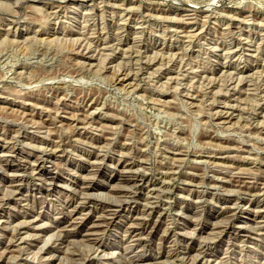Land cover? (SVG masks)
<instances>
[{"label":"rangeland","instance_id":"rangeland-1","mask_svg":"<svg viewBox=\"0 0 264 264\" xmlns=\"http://www.w3.org/2000/svg\"><path fill=\"white\" fill-rule=\"evenodd\" d=\"M0 42V256L49 230L0 264H264V0H0Z\"/></svg>","mask_w":264,"mask_h":264},{"label":"bare ground","instance_id":"bare-ground-1","mask_svg":"<svg viewBox=\"0 0 264 264\" xmlns=\"http://www.w3.org/2000/svg\"><path fill=\"white\" fill-rule=\"evenodd\" d=\"M113 4V3H112ZM111 4V5H112ZM117 5H119V4H117ZM138 5V4H137ZM119 7V6H118ZM132 7H134V6H132ZM100 8V7H99ZM126 8V7H125ZM163 10V9H162ZM123 13V12H122ZM196 13V12H195ZM150 15V14H149ZM193 15V14H192ZM17 16V15H16ZM14 17V16H13ZM121 17V16H120ZM127 17V16H126ZM125 17V18H126ZM187 17V16H186ZM195 17V16H194ZM200 19V18H199ZM198 24V23H197ZM191 30V29H190ZM8 31V30H7ZM183 32V31H182ZM194 33V32H193ZM190 34V33H189ZM186 35V34H185ZM191 35V34H190ZM194 35V34H193ZM193 35H191V36H193ZM6 37V36H5ZM82 38H84V37H82ZM134 38V37H133ZM101 39V38H100ZM190 39V38H189ZM79 41V40H78ZM83 41V40H82ZM21 42V41H20ZM77 42V41H76ZM101 42V41H100ZM105 42V41H104ZM115 42V41H114ZM0 43H2V42H0ZM240 45V44H239ZM83 46V45H82ZM88 46V45H87ZM92 46V45H91ZM237 46V45H236ZM81 47V46H80ZM85 47H86V45H85ZM102 47H104V46H102ZM118 47V46H117ZM90 48V47H89ZM109 48V47H108ZM111 48V47H110ZM120 48V47H119ZM130 48V47H129ZM87 49V48H86ZM95 49V48H94ZM100 49V48H99ZM113 49V48H112ZM117 49V48H116ZM140 49V48H139ZM236 49V48H235ZM77 50V49H76ZM95 50H97V49H95ZM121 50V49H120ZM138 50V49H137ZM233 50V49H232ZM257 50V49H256ZM172 51V50H171ZM118 52H120V51H118ZM144 52V51H143ZM230 52V51H229ZM228 52V53H229ZM83 53V52H82ZM90 53V52H89ZM110 53V52H109ZM114 54V53H113ZM137 54V53H136ZM258 54V53H257ZM90 55V54H89ZM99 55H101V54H99ZM115 55V54H114ZM118 55V54H117ZM121 55H123V54H121ZM133 55H135V54H133ZM86 56V55H85ZM94 56V55H93ZM107 56V55H106ZM117 57V56H116ZM179 57V56H178ZM183 57V56H182ZM224 57V56H223ZM222 57V58H223ZM123 58V57H122ZM135 59V58H134ZM110 60V59H109ZM138 60V59H137ZM175 60V59H174ZM178 60H180V59H178ZM183 60V59H182ZM151 61V60H150ZM167 61V60H166ZM130 62V61H129ZM181 62V61H180ZM128 63V62H127ZM159 64V63H158ZM157 64V65H158ZM166 64H167V62H166ZM91 65V64H90ZM111 65V64H110ZM164 65V64H163ZM162 65V66H163ZM185 65V64H184ZM130 67V66H129ZM156 67H158V66H156ZM133 68V67H132ZM177 68V67H176ZM154 69V68H153ZM184 69V68H183ZM183 69H181V70H183ZM192 69V68H191ZM190 70V69H189ZM192 70H194V69H192ZM177 71V70H176ZM188 71V70H187ZM146 72H147V70H146ZM163 72V71H162ZM223 72V71H222ZM240 72V71H239ZM132 73V72H131ZM180 73V72H179ZM187 73V72H186ZM185 73V74H186ZM197 73V72H196ZM236 73V72H235ZM130 74V73H129ZM133 75V74H132ZM127 76V75H126ZM161 76V75H160ZM191 76V75H190ZM134 78V77H133ZM168 78H170V77H168ZM233 78V77H232ZM117 79H119V78H117ZM176 79V78H175ZM122 80H126V78H124L123 77V79ZM170 81V80H169ZM205 81V80H204ZM207 81V80H206ZM231 81V80H230ZM211 81L209 80V83H210ZM129 83H131V82H129ZM217 83V82H216ZM205 84V83H204ZM205 87H206V85H205ZM229 87V86H228ZM209 92V91H208ZM215 94H217V93H214L213 95H215ZM56 95V94H55ZM196 98V97H195ZM218 105V104H217ZM37 106V105H36ZM226 106V105H225ZM224 107V106H223ZM232 108V107H231ZM94 109V108H93ZM96 109V108H95ZM236 109V108H235ZM240 110V109H239ZM244 110V109H243ZM45 111V110H44ZM217 111V110H216ZM225 111V110H224ZM84 112H86V111H84ZM243 112V111H242ZM258 112V111H257ZM219 113V112H218ZM30 115V114H29ZM226 115V114H225ZM234 115V114H233ZM236 115V114H235ZM261 115V114H260ZM72 116V115H71ZM74 116V115H73ZM78 116V115H77ZM84 116V115H83ZM90 116V115H89ZM31 117V116H30ZM87 117V116H86ZM229 117V116H228ZM241 117V116H240ZM73 118V117H72ZM82 119V118H81ZM213 119V118H212ZM262 120V119H261ZM31 122V121H30ZM24 123V122H23ZM26 123V122H25ZM29 123V122H28ZM33 123V122H32ZM216 123V122H215ZM214 123V124H215ZM262 123H263V121H262ZM30 124V123H29ZM82 124V123H81ZM27 125V124H26ZM34 125V124H33ZM32 125V126H33ZM36 125V124H35ZM83 126V125H82ZM85 126V125H84ZM34 127V126H33ZM261 127V126H260ZM260 127H259V129H260ZM38 128V127H37ZM45 128V127H44ZM84 129V128H83ZM37 131V130H36ZM263 131H264V129H263ZM262 131V132H263ZM52 132V131H51ZM53 133V132H52ZM17 134V133H16ZM14 136H15V134H14ZM11 139V138H10ZM52 139V138H51ZM99 139V138H98ZM17 140V139H16ZM24 141V140H23ZM30 142V141H29ZM33 143V142H32ZM23 144V143H22ZM222 144V143H221ZM24 145V144H23ZM100 145V144H99ZM220 146V145H219ZM222 147V146H221ZM49 148V147H48ZM60 148V147H59ZM233 149V148H232ZM50 150V149H49ZM49 150H48V152H49ZM16 151V150H15ZM175 152V151H174ZM173 153V152H172ZM2 154V153H1ZM22 155V154H21ZM14 156V155H13ZM222 156V155H221ZM175 157V156H174ZM218 157V156H217ZM172 159V158H171ZM228 159V158H227ZM21 160V159H20ZM175 160V159H174ZM179 160V159H178ZM204 160V159H203ZM205 160H207V159H205ZM34 161V160H33ZM131 161V160H130ZM198 161V160H197ZM200 161V160H199ZM198 161V162H199ZM208 161V160H207ZM219 162V161H218ZM217 162V163H218ZM104 163V162H103ZM172 163V162H171ZM175 163V162H174ZM173 163V164H174ZM209 163V162H208ZM213 163V162H212ZM220 163V162H219ZM32 164V163H31ZM54 164H56V163H54ZM93 164V163H92ZM199 164V163H198ZM41 165V164H40ZM97 165V164H96ZM178 165V164H177ZM37 166H39V164H37ZM197 166V165H196ZM16 168H21V169H23V168H25V166L23 165V164H18V165H16V166H13V167H11V170L12 171H17L18 169H16ZM27 169V168H26ZM35 169H37V168H35ZM39 169V168H38ZM4 170V169H3ZM10 170V171H11ZM168 171H170V170H168ZM172 171V170H171ZM22 172V171H21ZM9 173V172H8ZM13 173H15V172H13ZM238 173H240V172H238ZM242 173V172H241ZM12 174V173H11ZM20 174V173H19ZM27 175V174H26ZM46 175V174H45ZM125 175V174H124ZM191 175V174H190ZM10 176H13V177H11V178H14V179H16V175H10ZM92 176H93V174H92ZM244 176V175H243ZM260 176V175H259ZM57 179H59L58 178V176H55V175H50V174H48L47 173V180L49 181H47L48 182V184L49 185H47V186H52V184L54 183V181H56ZM142 179V178H141ZM213 179V178H212ZM18 180V179H17ZM84 180V179H83ZM159 180V179H158ZM238 180V179H237ZM89 181H90V179H89ZM12 182H16L15 180H13L12 179V181H11V183ZM137 182V181H136ZM251 182V181H250ZM133 183V182H132ZM68 184V183H67ZM239 184V183H238ZM254 184V183H253ZM10 185V184H9ZM78 185V184H77ZM83 185V184H82ZM119 185V184H118ZM131 185V184H130ZM209 185V184H208ZM233 185H235V184H233ZM61 186H63V185H61ZM65 186V185H64ZM19 187V186H18ZM82 187V186H81ZM88 187V186H87ZM124 187H126V186H124ZM11 188L13 189L14 188V186H11ZM67 188V187H66ZM82 188H84V187H82ZM137 188V187H136ZM15 189H16V191H18L17 190V187H15ZM19 189V188H18ZM81 189V188H80ZM122 189V188H121ZM156 189V188H155ZM153 190V189H152ZM188 190V189H187ZM78 191H79V189H78ZM81 191V190H80ZM85 191H87L88 192V189H85ZM155 191V190H154ZM13 193L15 192V191H12ZM21 192V191H20ZM150 192V191H149ZM164 192V191H163ZM237 192V191H236ZM91 193V192H90ZM127 194H130V193H128V192H126ZM79 194V193H78ZM86 194H88V193H86ZM85 193L83 194V195H86ZM95 194V193H94ZM123 195L125 194V193H122ZM137 194V193H136ZM155 194H156V192H155ZM202 194V193H201ZM42 195V194H41ZM98 195V194H97ZM101 195V194H100ZM111 195V194H110ZM4 196V195H3ZM99 196V195H98ZM119 196V195H118ZM122 196V195H121ZM2 197V196H1ZM0 197V199H1V201L3 202V203H7V201H9V199H10V196H4V197H2L1 198ZM16 197V196H15ZM19 197V196H18ZM22 197V196H21ZM21 197L19 198V199H21ZM97 197V196H96ZM102 197V196H101ZM145 197V196H144ZM243 197V196H242ZM115 199H116V197H114ZM134 198V197H133ZM83 199H84V197H83ZM118 200V199H117ZM85 201V200H84ZM83 201V202H84ZM87 202H89V198L86 200ZM155 201V200H154ZM80 202H81V200H80ZM153 203H155V202H153ZM158 203V202H157ZM79 204V203H78ZM80 205V204H79ZM151 205V204H150ZM16 206V205H15ZM32 206V205H31ZM50 206V205H49ZM83 206H84V204H83ZM153 206V205H152ZM13 207H14V205H13ZM65 207L67 208H70L71 206H69L68 204H66L65 205ZM16 209V208H15ZM60 209H62V208H60ZM142 209H144V208H142ZM197 209V208H196ZM80 208H78L77 206L76 207H74L71 211H67V219H68V226H66V228L67 227H71V228H79V229H82L83 230V232L85 233V235L86 236H89V235H96V234H99V232L101 231L102 232V230L103 229H105L106 227H108L109 226V224H110V222L115 218V215H116V213H117V209L115 210L114 208H112V209H110V210H108V211H105V213L103 214V213H101V214H99L97 217H95L96 218V220L95 221H93L92 222V224L90 225V226H86V223H87V221L88 220H90L89 218H87V214H85V215H83V214H81V215H79V213H78V211L80 212ZM225 210V209H224ZM36 211V210H35ZM174 212H176V211H174ZM84 213V212H83ZM100 213V212H99ZM140 213H142V212H140ZM36 214V213H35ZM139 214V213H138ZM142 214H145L144 212L142 213ZM146 214H148V213H146ZM158 214H160V213H158ZM79 215V216H78ZM137 215V214H136ZM29 216V215H28ZM27 216V217H28ZM82 216V217H81ZM138 216V215H137ZM140 216V215H139ZM138 216V217H139ZM143 216V215H142ZM166 216V215H165ZM192 216V215H191ZM26 217V216H25ZM34 217V216H33ZM136 218V217H134V218H131V222H129L130 223V225H129V227L128 228H131L132 227V225L133 226H135L134 225V223H136V224H140L141 226H143L142 228H141V233H139V235L140 234H150L151 233V231L154 229V227H155V224L154 223H152V222H149V221H146L145 220V218ZM157 217H159V216H157ZM24 218V217H23ZM29 218V217H28ZM87 218V219H86ZM259 218H261L263 221L262 222H264V215L263 216H259ZM18 219V218H17ZM27 219V218H26ZM34 219V218H33ZM190 219H192V218H190ZM28 220V219H27ZM35 220V219H34ZM34 220H32V218H31V220L29 221V222H25V221H23L22 222V220H21V222L20 221H18L19 223H17L18 224V228H20L22 231H23V229L25 230V229H31V230H33V231H35V232H37V234H41V233H44V232H47V231H49L48 229H46L44 226H41V224L40 225H37L36 224V222L34 221ZM4 222V221H3ZM132 223V224H131ZM246 223V222H245ZM256 223V222H255ZM7 224V223H6ZM47 224V223H46ZM90 224V223H89ZM194 224V223H193ZM43 225H45V223L43 224ZM242 225V224H241ZM264 225V224H263ZM113 226V225H112ZM127 226V225H126ZM139 226V225H138ZM237 227V226H236ZM256 227V226H255ZM1 228V227H0ZM10 228V227H9ZM55 228H57V227H55ZM65 228V226H64V228H61V229H59V228H57V229H59V230H56L57 232H58V235H57V232H56V236H51V239L50 240H53L52 242H53V246H49V247H45V246H43V247H39L38 245H40L42 242H43V240L40 238V236L39 235H37V236H34V237H32L33 239H31L29 242H30V246H32V247H38V249L37 250H39V254H40V256L42 257V258H45V257H47V256H49L51 253H52V251L53 250H55V251H58V248H57V246H59V245H61V244H64V243H66V240H68L67 238L69 237V235L70 234H72L71 233V231L72 230H67ZM225 228V227H224ZM11 229V228H10ZM9 230V229H8ZM12 230V229H11ZM21 230H19L18 231V233H16L15 235H14V233H13V231H12V233H13V236H12V239L11 240H9L8 242H7V244L5 245V247H4V250L2 251V253H1V256H0V262L1 261H4V259H6L7 257H8V255H10L13 251H15V250H13L12 248H14V247H17V248H19V246L21 247V245L22 244H24L25 243V238H23V234L22 233H20V231ZM130 230V229H129ZM26 231V230H25ZM54 232V231H53ZM73 232V231H72ZM253 232V231H252ZM135 233V232H134ZM21 234H22V236H21ZM24 234H26V233H24ZM30 234V233H29ZM83 234V233H82ZM126 234V233H125ZM191 234V233H190ZM12 235V234H11ZM33 235V234H32ZM48 235H50L49 233H48ZM136 235V234H135ZM25 236H27V234L25 235ZM119 236V235H118ZM138 236V235H137ZM142 236V235H141ZM174 236V235H173ZM200 236V235H199ZM263 236V235H262ZM124 237V236H123ZM143 237V236H142ZM83 238V237H82ZM135 238H137V237H135ZM256 238V237H255ZM46 239V238H45ZM44 239V240H45ZM138 239V238H137ZM210 239V238H209ZM77 239H75V241H76ZM205 240H207V239H205ZM28 241V240H27ZM79 240H77V242H78ZM136 241V240H135ZM249 241V240H248ZM46 242V241H45ZM72 242V241H71ZM74 242V241H73ZM76 242V243H77ZM80 242V241H79ZM75 243V242H74ZM133 243V242H132ZM44 244V243H43ZM47 244H49V243H47ZM46 244V245H47ZM51 244V243H50ZM45 245V244H44ZM143 245V244H142ZM200 245V244H199ZM68 246H70V245H68ZM28 247V246H27ZM264 247V246H263ZM67 248V247H66ZM28 249H29V247H28ZM18 250V249H17ZM64 250V249H63ZM21 251V250H20ZM98 251V250H97ZM183 251V250H182ZM103 252V251H102ZM170 253V252H169ZM15 254H16V252H15ZM23 254V253H22ZM25 254V253H24ZM33 254V253H32ZM56 254V253H55ZM26 255V254H25ZM95 255V254H94ZM186 255V254H185ZM197 255V254H196ZM13 256V255H12ZM15 256V255H14ZM13 256V257H14ZM33 256V255H32ZM90 256V255H89ZM178 256V255H177ZM176 256V257H177ZM187 256H189V255H187ZM11 257V256H10ZM34 257H35V255H34ZM53 257V256H52ZM190 257V256H189ZM9 258V257H8ZM50 258L51 257H49V258H45V259H48V260H50ZM76 258V257H75ZM88 258V257H87ZM89 258H91V256L89 257ZM193 258V257H192ZM213 258V257H212ZM226 258V257H225ZM17 259V258H16ZM35 259V258H34ZM34 259H32V260H34ZM80 259H81V256H80ZM183 259V258H182ZM187 259V258H186ZM185 259V260H186ZM189 259V258H188ZM203 259H205L204 257H203ZM229 259V258H228ZM9 260H11V259H9ZM82 260V259H81ZM89 260V259H88ZM197 260V257H195V258H193L192 259V264L194 263V261H196ZM206 260H209V259H207L206 258ZM205 260V261H206ZM14 261H16V260H14ZM24 261V260H23ZM75 261V260H74ZM84 261H86V259H84ZM90 261V260H89ZM164 261V260H163ZM166 261H169V260H166ZM165 261V262H166ZM18 262V261H17ZM37 262V261H36ZM204 263H207V264H209V261H206V262H204ZM236 263V262H235ZM46 264V263H45ZM85 264V263H84ZM159 264V263H158ZM185 264V263H184ZM189 264V263H188ZM202 264V263H201ZM211 264V263H210Z\"/></svg>","mask_w":264,"mask_h":264}]
</instances>
